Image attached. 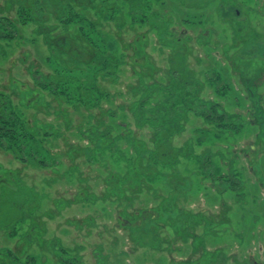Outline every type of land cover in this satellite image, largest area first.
Segmentation results:
<instances>
[{
  "label": "rangeland",
  "instance_id": "1",
  "mask_svg": "<svg viewBox=\"0 0 264 264\" xmlns=\"http://www.w3.org/2000/svg\"><path fill=\"white\" fill-rule=\"evenodd\" d=\"M88 1L91 2H83L95 5L96 11L101 12L94 22L95 45L80 37L76 39L72 29L63 32L55 21L62 12L57 0H0V9L14 4L4 15L12 20L20 6L42 3L44 8L38 11L46 14L48 28L41 27L37 33L34 25L22 24L28 16L21 17L15 24L17 41H22L20 46L12 44L4 52L0 50V92L13 94L24 103L29 99V110L19 108L29 123L40 126H36V141L28 154L0 149V181L9 173V177L22 184L21 188L31 190L36 199L22 211L24 205L17 206L21 198L11 192L20 186L7 179L0 183V264H4L1 257L4 249L17 253L18 263L11 264H27V255L36 258L34 264H59L52 249L53 243L58 242L66 248L78 249L82 264H195L199 259V264H264V0H234L239 17L236 20L217 10L219 0H146L149 12L167 18L169 31L187 47L186 73L183 70L181 73L188 78L185 83L201 100H214L229 115H238L235 124L240 128L220 132L190 113L184 123L186 130L173 139L177 147L190 141L197 155L179 160L178 172L181 178H186L183 180H190L189 189L177 191L173 183L170 186L167 178L162 177L150 189L144 185L139 193L130 194L128 190L132 202L106 197L110 180L128 174L127 164H115L109 154H85L83 146L87 141L80 131H87L91 122L97 123L96 116L103 115L102 128L111 129L112 136H123L128 131L130 139L137 136L148 142L150 129H137L129 106L140 96L135 93L139 77L143 76L148 84L168 83L170 51L166 47L160 50L162 46L151 31V23L143 22L141 14L129 11V4L123 0L104 3L92 0L93 5ZM46 30L53 32L48 39L40 34ZM46 40L58 45L61 52L54 51L52 61L59 65L47 64L46 58L51 54ZM95 53L99 59L92 62L93 69L70 73L72 77H68H74V84L60 88L63 92L58 96L48 89L37 88L29 75L35 70L56 74L54 67L62 71L66 60V66L73 67L68 63L70 58L87 63ZM174 69L181 71L177 66ZM76 77L85 78L86 86L94 88L90 111L84 108L89 93L83 92L82 87L76 88ZM216 79L226 85L220 93L215 90ZM37 92L43 99L32 105ZM99 92L104 96L100 97ZM222 93L225 94L219 95ZM157 98H161L159 93L151 102ZM88 115L93 118L91 122ZM117 143L126 151L123 156L131 163H140L145 170L148 167L152 175L156 170L170 173L160 164H152L148 155L142 156L140 162L123 139ZM148 145L151 146L149 142ZM203 158L210 162L201 171ZM215 172L226 173L236 180L220 185L211 181L213 177L203 180L200 174ZM227 187L232 188L225 191ZM172 192L181 195L174 200ZM156 205H163L160 210L164 212L153 239L148 233L152 231L149 227L156 223L153 221L157 218L153 212ZM35 209L36 217H32ZM21 211L27 216L19 224L16 221L18 236L11 238L9 229ZM142 211L145 213L139 216ZM177 211L182 216L178 217ZM185 213L191 216L186 217ZM128 214L136 216L127 218ZM134 217L138 219L134 221ZM170 217L176 218L175 224ZM33 218L37 228L24 236ZM192 223L197 224L194 231L199 236L195 242L202 238L203 252H215L209 261V256L201 258L200 248L193 252L191 240L186 243L182 240L185 233L179 230ZM139 226H148L140 238L132 231Z\"/></svg>",
  "mask_w": 264,
  "mask_h": 264
},
{
  "label": "trees",
  "instance_id": "2",
  "mask_svg": "<svg viewBox=\"0 0 264 264\" xmlns=\"http://www.w3.org/2000/svg\"><path fill=\"white\" fill-rule=\"evenodd\" d=\"M50 1V0H47ZM84 0H57L60 6V10L62 9V12H59L57 17L55 18V21L59 23V26L62 27L63 32H66L70 29L75 32V38L80 37L82 39H85L86 41H89L90 44L95 45L94 39H92V35H94V29L96 27L95 20L98 16H101V12L96 11V6L93 5L94 1L91 0L88 1L91 3L92 6L86 5ZM98 1V0H96ZM102 3L104 2H111L112 0H101ZM148 1V0H147ZM123 3L129 4L130 9L129 11L134 12L135 14H141L142 20L150 22L151 31L154 32L157 35L158 40L160 41V44L162 47L160 50L162 51L163 48L169 49L168 54V60H169V68L166 71V74L168 77V83L160 81H153L151 84H148L144 82V77L141 76V73L139 76L141 81L139 86L136 89V94H140L139 98L134 101L129 106V113L132 115V118L135 122V125L137 129L143 130V129H150L151 136L148 140V142L140 139L136 136L133 139L129 138V133L126 131V134H123V136H112L111 129L109 128H102L104 126V122L101 120L103 115L96 116L97 123L93 125L91 120L93 118L88 115V122H91L90 128L87 129V131H80V135L83 140L87 141L86 146H83L84 153L85 154H109L111 160L116 164L119 162L126 163L129 167L128 174H126L122 177L117 176L114 181L112 179L110 180V186L107 189L106 197L115 196L117 197V200L126 201V202H132V197L128 196V190H130V194L139 193L141 191V187L143 189L144 185L147 186L148 189H150V185L153 182L160 181V178H167L168 184L171 186V183L174 185V189L177 191H186L189 189L188 185L190 184V180L184 178H181L179 172H178V165L180 158L188 159L189 157H197L196 154L193 152L192 143L187 141L184 143V145L177 147L173 145V139L177 136H180L186 129L185 124L188 122V115L190 113H194L195 115H198L199 117L203 118L205 122L209 125H212L213 128H215L217 131L223 132L227 129L232 128H240V126H237L236 120H238L240 117L236 114H228L226 113L222 108L221 105L217 102H214V100H201L196 93L194 94V91L190 89L189 84H186L185 82L188 80L187 77H184L181 75L185 70V60L187 58L185 51V48H187L181 40L173 35L169 31V21L168 19L162 17V14L159 15H152V13L149 12L147 8H149V5L147 4L146 0H123ZM13 5H9L7 9L1 8L0 9V50L1 52H4L6 50V47H10L12 44L17 47L20 46V42L17 41L16 36V26L15 24L19 23V18L24 16H28L27 19H24L22 21V24L24 26L28 25H34L36 27L35 31L39 33V28L43 27L48 29L45 25L47 22L46 14L41 10V12L38 11V9H43L44 6L41 3L40 6L32 5L33 7H25L20 6L16 10L17 17L12 20L9 18V16H4L6 13L8 14L11 9L13 8ZM218 11H222L228 16L231 15L233 19H238L236 15V8L234 0H219L217 6ZM119 8V6H118ZM6 12V13H5ZM33 13H36V18H33ZM51 13H49V16ZM112 16V15H111ZM129 16H131V13H129ZM53 17V16H52ZM40 18V19H39ZM100 18V17H99ZM22 19V18H21ZM157 23H160L161 25H157ZM22 26V25H21ZM55 31V30H54ZM42 32V31H41ZM93 33V34H92ZM41 35H44V38L48 39L49 35H52L53 32H48V30L43 31L40 33ZM19 39H22V36H18ZM141 41V40H140ZM45 44L48 46V49L50 51L51 55H48L46 60L48 61L47 64H57L56 62L52 61V53L54 51H59V47L56 44H53L50 41H45ZM143 47H146V44L142 45ZM142 52V49H140ZM103 56L102 54H100ZM6 57V56H5ZM144 57V56H143ZM70 58V57H69ZM96 59H99L97 57V53L94 54V57L92 60L88 61L87 63L80 62L78 60H72L70 58L69 64L72 63L73 67L66 66V61L64 62L63 66V73L62 71H59V69L54 67V71L57 72L56 74H43L40 71H33L29 75L33 77V80L35 81L36 87L41 88L42 90L48 89L49 93H51L53 96L60 95L63 91L60 88H64L65 86L69 84H74V77L70 73L76 70H82L83 68H91L88 70H92L93 65L92 62ZM102 59V58H101ZM104 60L107 63L108 60L104 56ZM175 66L181 68V71H177ZM183 66V67H182ZM30 69V66H28ZM27 68V69H28ZM73 68V69H72ZM75 68V69H74ZM184 72H183V71ZM69 73V75H68ZM71 76V77H68ZM151 78L152 76H148ZM182 77V78H181ZM58 78V80H56ZM179 78V79H178ZM181 78V79H180ZM70 79V80H69ZM76 88L82 87L85 90H82L83 92L87 91L88 98L87 102L88 104L84 106L85 110H89L92 107L90 102L94 99L93 94L95 93L92 91L94 88L87 87L85 78H78L76 77ZM172 79V80H170ZM56 80V82H54ZM173 81V82H171ZM216 92L220 93L221 91L226 89V85L222 84V82L219 79H216ZM184 84V85H183ZM90 85V84H89ZM222 85V86H221ZM62 86V87H61ZM218 87H220L218 89ZM180 88L182 90H180ZM97 90V89H95ZM199 90V89H196ZM91 91L93 94L91 95ZM98 91V90H97ZM65 93V90H64ZM100 93V97H103L104 93ZM159 93L161 98H157L154 102H151L154 95ZM225 93L219 94L224 95ZM34 100L32 101V105L37 103V101H41L43 99V96L41 93H36L33 95ZM97 97V96H96ZM100 97L96 98V105H98V101L100 100ZM192 99V100H189ZM27 102L24 103L21 101V99H18L13 96V94H6L5 92H0V149H6L11 151L13 154H28L26 152L31 151L32 144L36 141L37 133H34L36 130L37 123H29L27 117L24 115V113L21 111L22 107L25 111L29 110L31 108V104H28L30 101L29 99L26 100ZM194 101H196L194 103ZM193 102V103H192ZM19 103V104H18ZM100 105V104H99ZM105 114V112L103 111ZM110 115V114H109ZM91 119V120H90ZM42 130V129H40ZM234 130V129H232ZM49 135V134H47ZM53 135V134H52ZM119 139H123L125 141V144L128 147H131L132 152L131 154H136L137 159L141 162L142 156L148 155L149 161L152 162L154 165L160 164L163 168L170 171L169 174H162L158 172L159 170H156V174L152 175V170L148 167L146 170L142 168V165L139 163L137 165L136 162H130L128 157L123 156L122 154H125V150L121 149L117 143ZM199 142V141H198ZM201 160V159H200ZM209 159L205 161L203 158L201 160V171L203 169H206L209 166ZM137 165V166H136ZM149 170V171H148ZM148 171V173H147ZM202 175L203 180L210 179V177H213L214 179L211 181H216L218 184H223L227 182L228 180L235 182V178L231 180L228 178V174L221 173L220 175H217V173H200ZM11 174L7 173L5 174V177L3 180L0 181L7 182V180L13 184L19 185V189L13 190L11 192L14 193L15 196L21 199L18 202V205H24L22 208V211L30 203H33L36 201L34 198L35 194L30 190H26L25 187L21 188V183H18V180H15L13 177H9ZM230 176V175H229ZM7 179V180H6ZM165 180V179H164ZM16 181V182H15ZM145 181V182H144ZM21 182V181H20ZM238 183V182H237ZM155 184V183H153ZM129 185V186H127ZM124 186H127L124 188ZM138 187V189H136ZM188 187V188H187ZM232 187H227L224 190L231 189ZM136 189V190H135ZM185 194V192L183 193ZM181 195L175 192H172V196L174 200H177L176 198ZM173 202L169 203V206L172 207ZM163 207V205L155 206V212L157 215V218L154 219L156 223H154L155 226L149 227L150 237L155 239L157 237L158 228L156 229V225H161L162 221H158L161 219L162 215L161 213L164 211H161L160 209ZM17 208V207H16ZM21 210V209H18ZM18 214V217L16 220L13 221V224L11 228L9 229L8 236L11 238H15L18 236V229L16 228L17 224L25 220V217L27 216L26 213ZM178 217L182 216V214H179L180 211H177ZM145 211L139 212V216L144 214ZM29 215V214H28ZM191 216L189 213H185V216L188 217ZM129 216H136L134 215H126L128 218ZM176 216V217H177ZM32 217H36V209L33 213ZM36 218L30 219L29 221V227L27 231H25L23 234L28 235L29 232H31L33 229L35 230L37 228V224L35 223ZM126 219V218H125ZM138 217H134V221L137 220ZM165 220V219H164ZM170 220L172 224L176 223V218L170 217ZM181 220V219H180ZM16 221L17 224H16ZM170 222V221H169ZM183 222V221H181ZM171 224V226H173ZM197 225L196 223H192L191 226L185 227L183 230L185 235L182 237V240L186 243L188 240H191L193 242L192 249L193 252H195L197 249H201L202 256L201 258L208 257V261L214 257L215 252L207 253V251L203 252L204 244L202 241V238H200L197 242H195V239H198L199 236L195 234L194 226ZM148 226H146L147 228ZM135 230L134 234L137 235L138 238L140 236L145 235L147 232L145 227H133ZM178 231V230H177ZM176 232V230H175ZM24 236H21V239L24 238ZM32 236V235H31ZM33 237V236H32ZM34 239V237H33ZM25 241V240H24ZM30 244V241H27ZM200 242V243H198ZM198 243V244H197ZM54 248L53 254H55V257L57 258V262L59 264H82L81 257L78 255V249H69L64 246H62L59 242L53 243ZM218 253V252H216ZM25 254V253H24ZM31 256V255H30ZM28 256L27 264H34L35 257ZM1 257L4 261V264L11 262L18 263V256L17 253H15L13 250L10 249H4L1 251ZM195 264L200 263V259L194 261ZM177 264H183V263H177ZM206 264V263H205Z\"/></svg>",
  "mask_w": 264,
  "mask_h": 264
},
{
  "label": "flooded vegetation",
  "instance_id": "3",
  "mask_svg": "<svg viewBox=\"0 0 264 264\" xmlns=\"http://www.w3.org/2000/svg\"><path fill=\"white\" fill-rule=\"evenodd\" d=\"M262 75H264V72L262 73Z\"/></svg>",
  "mask_w": 264,
  "mask_h": 264
}]
</instances>
